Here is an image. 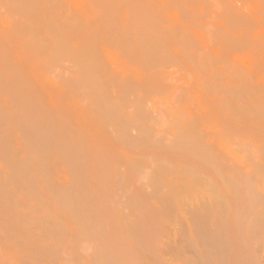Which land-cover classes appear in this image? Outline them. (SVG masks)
Returning <instances> with one entry per match:
<instances>
[{
    "label": "bare ground",
    "instance_id": "1",
    "mask_svg": "<svg viewBox=\"0 0 264 264\" xmlns=\"http://www.w3.org/2000/svg\"><path fill=\"white\" fill-rule=\"evenodd\" d=\"M17 1L20 14L27 11L35 17L40 11L31 0ZM238 10L234 6L213 12L227 20L228 25L220 22L224 29L262 20ZM74 26L54 24L39 30L22 25L13 33L21 36L17 45L24 54L15 52V43L0 42V264H170L164 239L184 210L190 217L188 234L181 240L186 249H176L175 256L185 259L180 264H260L264 158L259 156L262 160L247 168L234 150L216 142L209 122L181 117L176 102L183 93L158 110L144 97L131 99L138 87L119 86L129 74L138 78L140 70L124 59V71L117 74L120 65L109 55L110 29L100 26L88 37L84 30L75 33ZM143 27L142 32L131 28L123 39L134 65L181 56L176 44L181 34L166 31L164 36L152 23ZM31 57L37 67H28L24 59ZM60 61L73 64L70 74L49 82L73 95L66 106L51 107L49 92L35 82L36 69L45 71ZM195 62L200 67L204 60ZM218 70L227 82L219 89L214 83L212 92L220 95L223 107L241 115V109L250 112L264 103V95L255 102L259 92L252 77L234 68ZM114 96L119 104L110 103ZM131 106L134 111L128 110ZM79 111L94 118L98 133L80 121ZM163 124L170 130L161 136ZM260 125L252 128L264 135ZM117 145L132 149L127 160L114 151ZM254 164L262 175L252 174L259 171ZM132 176L139 183L123 202L128 209L124 214L116 204L117 191L129 188ZM195 186H205L208 193L200 188V194H193L200 197L192 196ZM186 191L193 197L190 202ZM75 226L87 241L101 242L88 257L81 255L85 245L70 237Z\"/></svg>",
    "mask_w": 264,
    "mask_h": 264
},
{
    "label": "rangeland",
    "instance_id": "2",
    "mask_svg": "<svg viewBox=\"0 0 264 264\" xmlns=\"http://www.w3.org/2000/svg\"><path fill=\"white\" fill-rule=\"evenodd\" d=\"M31 1L34 6L38 4L40 7V11L37 10L35 17H31L27 11L20 14L16 8L18 5L17 0H0V42L9 41L10 43H15L16 47L19 48L17 44L21 43L19 41L21 36L13 32L21 28L22 25H29L33 29L43 30L54 24L74 23V27L76 28L74 32L81 33L84 30L88 32V37L91 36V33L95 32L98 27H108V29H110L108 42L112 48L111 52H109L110 60L113 62L116 60V63L120 65L117 74H122V71H124V65H121L124 59L130 62L133 67L138 66L140 70V75H137L138 78H133L128 73L129 77L126 76L127 78L119 86L121 88L125 87L128 83H134V85L138 87L135 93L130 96L131 99H136L138 96L144 97L143 99L153 110H158L169 101L177 100L180 93H183L184 96H182L183 99L181 102H176L181 117L184 119H200L203 122H209V130L211 131L212 137L215 138L216 142L222 147H229L231 150H234L237 161L241 164L243 163V166L246 165L247 167V165L250 164L252 167V163H257L262 160L259 159V156L264 158V154L261 153V147L264 148V135L252 128V125H258L259 127L260 124H264V103L259 102L257 104L258 108L256 105L254 107L256 109H251L252 111L250 112H248V109L243 113L245 110L241 109L240 112L242 113L239 115V110H237L238 112L235 111L237 112L236 114L233 110L227 109L225 106L223 107L218 100L220 95H217L216 92H212L215 91V89L212 88L214 83L219 89L223 88L227 82L218 69L223 68V72L227 73V70L234 68L237 71H241L240 73H245V75L253 78V84L257 87V91L259 92L258 96L255 98V102L260 96L264 95V0ZM234 6L239 7L238 11L240 15L254 17L257 14L262 20L255 24L238 27L237 29H232L230 26V28H222L220 22L225 25V23L227 24V20L224 16L218 14V12H213V9L219 11V9ZM145 23H152L154 27L158 28L164 34V36L166 31L177 33L179 37L181 34V37L176 39V44L180 45L179 50L181 56H174V60L171 62L153 65H134L129 61L126 56L127 49L123 45V39L133 27H136L142 32ZM47 36L49 38H54L52 33ZM40 37L42 38L43 35H40ZM83 41L84 38H81L75 42L79 44ZM53 44L57 46L58 41L54 40ZM15 52L24 54L23 50L20 48L15 50ZM45 53L46 52L43 51L41 54L44 55ZM170 53L172 54L171 51ZM33 59L32 57L24 59L28 67H37V63H35L36 59ZM196 59H203V65L198 67L195 62ZM69 65L73 64L60 61L53 63V67H49L45 71L36 69L37 78L35 82L36 84L39 82L49 92V98H51L53 102L51 107L56 105L64 107L70 102L69 99L73 94H67L68 92L64 93L60 90L59 86L49 82V80L52 79L61 80L68 76L72 70V66ZM161 71L162 74H160ZM200 90H205L206 93L204 94L203 91V94H201ZM66 95H68V97ZM51 99L49 100L51 101ZM110 103L119 104L115 96L110 99ZM259 104H261V106ZM76 108L80 109L79 107ZM128 110L134 111V107L131 106ZM78 114L83 124L86 123L90 125V127L92 126L90 128L92 133H98L100 128L93 124V117L81 111L76 115ZM230 114H232V116ZM159 128L162 130L160 133L161 136H164V134L170 130L169 124H163ZM119 140V138H115V141L120 143ZM114 151H117V153L123 158H126V160L132 153L131 148H124L120 145L114 147ZM255 168L259 170L260 167L255 166ZM259 171L258 173L255 171V173L252 174L259 176L263 170L260 169ZM168 176L172 177L171 173H168ZM173 176L175 175L173 174ZM132 178L129 188L127 187L117 191L118 195L116 196V200L118 202L115 200L118 209L124 214L127 213L128 209L123 205L128 196H130L129 194L131 191L135 188V185L139 183V179H137L136 176H132ZM62 179L63 178H61V180ZM61 182L65 181L62 180ZM199 186L192 188V196L200 197V195H196V192L202 187L199 188ZM203 188L205 189L206 187L203 186ZM203 188H201V190ZM190 189L188 190L189 192ZM205 190L201 192L208 193V191ZM186 192H184L182 196H185ZM189 192H187L186 195L188 197L185 196L186 200L188 198L187 202H190L189 200L193 198ZM201 192H198V194ZM120 193L123 195H120ZM194 193L196 194L193 195ZM187 206L184 208L190 209V206ZM188 217H190L188 210H184L182 213L177 214L175 218L176 221L174 222L176 229L172 230L173 227L170 228L172 233L169 231L170 234L167 235L168 237L165 238L166 240L164 239V241H167V243L165 242L166 244L164 243L165 246L163 245L164 249L167 250V252L165 250L167 254L165 256L166 258H170V264L185 262L184 258H178L175 255H177L178 250L186 249L185 241L181 240L186 237L185 234H188L186 230L188 226ZM72 233L73 235L71 236L70 234V237L72 240L76 241L75 244L78 243L77 245H79L80 243V245H85L86 248L83 250L81 249V255L84 257L90 256L97 247H100L99 245L101 242L98 243L99 240L91 239L90 241V239H88L87 241L86 237L79 231L77 226L72 229ZM81 238H85V240ZM261 238L260 240L264 243V231ZM80 240L82 242H80ZM261 241L257 243V246L260 244L258 249L261 248V250H258V257L261 262L260 264H264V248L261 247L263 244ZM262 246L264 247V244ZM167 248L170 249L169 253ZM172 250L176 252V254H174ZM261 253L262 255H260ZM183 255L186 257L187 254Z\"/></svg>",
    "mask_w": 264,
    "mask_h": 264
}]
</instances>
